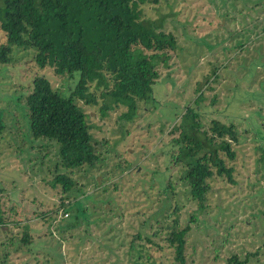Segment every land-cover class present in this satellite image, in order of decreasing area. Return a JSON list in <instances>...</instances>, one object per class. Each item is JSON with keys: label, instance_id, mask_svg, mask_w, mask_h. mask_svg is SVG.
Returning a JSON list of instances; mask_svg holds the SVG:
<instances>
[{"label": "rangeland", "instance_id": "374dc122", "mask_svg": "<svg viewBox=\"0 0 264 264\" xmlns=\"http://www.w3.org/2000/svg\"><path fill=\"white\" fill-rule=\"evenodd\" d=\"M140 9L161 19L175 48L156 63L147 95L133 97L129 117L120 102L102 111L98 89L90 87L93 102L75 98L97 160L69 170L75 184L66 191L52 183L67 171L56 166V143L30 134L22 98L33 73L64 94L74 77L37 66L31 47L12 46L0 62V264H173L171 249L158 247L162 223L183 225L190 213L185 264H233V254L264 264V0H157ZM197 64L216 66V75L197 73ZM105 76L109 89L113 77ZM185 104L204 127L218 118L237 130L227 161L234 181L211 176L201 210L168 154Z\"/></svg>", "mask_w": 264, "mask_h": 264}, {"label": "trees", "instance_id": "16d2710c", "mask_svg": "<svg viewBox=\"0 0 264 264\" xmlns=\"http://www.w3.org/2000/svg\"><path fill=\"white\" fill-rule=\"evenodd\" d=\"M149 1L157 0H0V62L9 60L12 46L31 47L37 66L47 64L57 74L74 77V84L64 94L45 74L33 73L22 98L30 134L56 143V166L67 171L55 173L52 183L60 184L63 191L75 184L69 170L97 160L89 124L75 98L93 102L90 87L98 89L104 97L102 111L120 102L126 104L123 113L129 117L134 110L133 97L147 95L158 75L156 63L165 64L166 48H175V35L161 28V19L155 22L142 15L140 4ZM215 68L195 66L197 73L208 76L216 75ZM106 72L113 77L109 89H105ZM195 91L196 104L201 95L198 88ZM236 140L232 122L210 118L204 127L193 104H185L177 123L172 125L167 140L171 166H180L179 179L197 210L204 206L211 176L234 181L232 165L227 161L235 157L232 142ZM59 204L63 206L64 201ZM192 217L190 213L188 222ZM188 222L180 225L173 217L162 223L165 233L158 247L171 249L173 264H185ZM228 261L242 264L245 259L233 254Z\"/></svg>", "mask_w": 264, "mask_h": 264}, {"label": "built area", "instance_id": "2783aa9c", "mask_svg": "<svg viewBox=\"0 0 264 264\" xmlns=\"http://www.w3.org/2000/svg\"><path fill=\"white\" fill-rule=\"evenodd\" d=\"M59 214L64 216V215H66V211L60 212Z\"/></svg>", "mask_w": 264, "mask_h": 264}]
</instances>
